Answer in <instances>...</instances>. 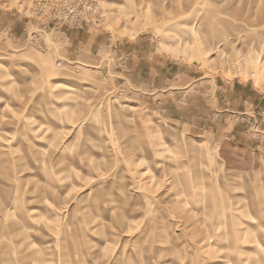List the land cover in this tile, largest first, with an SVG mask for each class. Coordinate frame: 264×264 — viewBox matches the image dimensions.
I'll list each match as a JSON object with an SVG mask.
<instances>
[{"label":"rangeland","instance_id":"374dc122","mask_svg":"<svg viewBox=\"0 0 264 264\" xmlns=\"http://www.w3.org/2000/svg\"><path fill=\"white\" fill-rule=\"evenodd\" d=\"M58 1L0 0V264H264V0Z\"/></svg>","mask_w":264,"mask_h":264},{"label":"built area","instance_id":"2783aa9c","mask_svg":"<svg viewBox=\"0 0 264 264\" xmlns=\"http://www.w3.org/2000/svg\"><path fill=\"white\" fill-rule=\"evenodd\" d=\"M97 0H59L53 3V13L50 16V20H58L64 23H84L90 13L95 10ZM46 31L32 32L30 35V43L42 49L49 50L46 46L45 37Z\"/></svg>","mask_w":264,"mask_h":264},{"label":"crops","instance_id":"0c3cea01","mask_svg":"<svg viewBox=\"0 0 264 264\" xmlns=\"http://www.w3.org/2000/svg\"><path fill=\"white\" fill-rule=\"evenodd\" d=\"M217 88L219 96L217 94L216 98L218 101H223L224 106L239 108L243 104L245 108L251 105L261 109L264 108L262 101L257 100L256 90L248 84L220 82L216 84Z\"/></svg>","mask_w":264,"mask_h":264},{"label":"bare ground","instance_id":"6f19581e","mask_svg":"<svg viewBox=\"0 0 264 264\" xmlns=\"http://www.w3.org/2000/svg\"><path fill=\"white\" fill-rule=\"evenodd\" d=\"M168 171V170H167ZM186 191V190H185ZM204 201V199H202V202ZM174 203V202H173ZM204 204V203H203ZM179 206V205H178ZM176 206V207H178ZM175 208V207H174ZM149 229V228H148ZM149 231V230H148ZM148 233V232H147ZM155 247V246H154ZM160 249V248H159ZM155 250V249H154ZM157 256V255H156Z\"/></svg>","mask_w":264,"mask_h":264}]
</instances>
